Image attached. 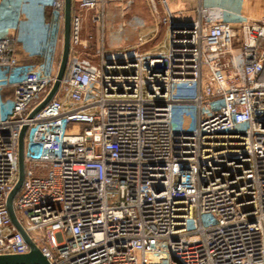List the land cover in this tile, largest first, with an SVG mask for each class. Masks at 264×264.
I'll return each mask as SVG.
<instances>
[{
	"label": "built area",
	"instance_id": "1",
	"mask_svg": "<svg viewBox=\"0 0 264 264\" xmlns=\"http://www.w3.org/2000/svg\"><path fill=\"white\" fill-rule=\"evenodd\" d=\"M144 1L167 28L162 48L139 50L150 33L129 16L135 0L76 1L65 75L32 119L58 66L20 70L14 37H0L12 85L8 105L0 82V256L29 251L6 208L26 125L12 207L48 264H264V7L229 23L201 0H181L189 17ZM42 5L63 28V0ZM112 9L138 41L109 52Z\"/></svg>",
	"mask_w": 264,
	"mask_h": 264
},
{
	"label": "rangeland",
	"instance_id": "2",
	"mask_svg": "<svg viewBox=\"0 0 264 264\" xmlns=\"http://www.w3.org/2000/svg\"><path fill=\"white\" fill-rule=\"evenodd\" d=\"M38 1L0 0V37H14L20 58V70L32 63H42L46 67H53V69L59 65L63 40L62 22L56 14L43 8V0L40 1V4ZM211 2L210 5L219 6L226 11L225 21L229 23H235L237 17L242 15L257 18L264 6V0H212ZM157 6L159 8L158 4ZM138 15L144 20L145 29L151 27L147 9L140 7ZM85 17L84 14V37L91 35V43H94L98 37V31L89 24L88 16ZM154 28L152 29L153 37L149 43L139 47L140 51L164 47L167 28L163 25H158L156 31ZM131 35L135 37V34ZM17 74L20 72L18 71ZM17 74L12 83L19 78ZM0 82L5 85L1 94L2 100L9 105L12 98V85L1 73Z\"/></svg>",
	"mask_w": 264,
	"mask_h": 264
},
{
	"label": "water",
	"instance_id": "3",
	"mask_svg": "<svg viewBox=\"0 0 264 264\" xmlns=\"http://www.w3.org/2000/svg\"><path fill=\"white\" fill-rule=\"evenodd\" d=\"M63 40H62V50L58 65V70L56 73V79L51 89L44 97V99L28 114L27 118L32 119L43 107L52 99L56 94L59 83L65 75L69 53H70V25H71V12H72V0H63ZM174 28V25L172 26ZM27 134V126H23L18 139L17 148V158H18V179L15 183L13 189L7 196L6 208L11 220V223L15 226L17 231L21 234L24 241L29 247V251L22 255H2L0 256V264H48L45 257L40 253L36 246L30 241L29 237L24 232L21 225L18 223L16 216L13 211L12 202L19 192L22 183L24 181V143Z\"/></svg>",
	"mask_w": 264,
	"mask_h": 264
},
{
	"label": "crops",
	"instance_id": "4",
	"mask_svg": "<svg viewBox=\"0 0 264 264\" xmlns=\"http://www.w3.org/2000/svg\"><path fill=\"white\" fill-rule=\"evenodd\" d=\"M40 1L41 0L38 1V4H40ZM76 1L77 0H72V7L76 3ZM166 1L168 3V6L171 8L172 11L186 10L188 12L187 17L192 15V12H191L192 4L191 3H185L181 0H166ZM211 1L212 0H201V3L203 5H208V4L210 5L212 3ZM140 7L147 9V11L150 15L149 18H150V23H151L152 28L151 27L147 28L146 30H148V31L145 32V35L150 33L147 35V38H149L147 43H149V41L153 37V35L151 33V31H152L151 29H153V27L155 25V21L152 17L151 9L147 5V3L144 0H135V4L132 8L133 10H131L129 16L135 17L137 19V21H142L145 24L144 20H142L140 18V16L138 15V10ZM43 8L48 9L44 6H43ZM89 24H91L92 27H95L92 23L89 22ZM107 25H108V34H106L107 37H106L105 43H104L105 49L107 51H109V52L117 51V50L125 48L126 46H131V45L137 43V41H138L137 32L135 30H131V29H123L121 27L120 20H119L118 16L116 15V11L113 9L111 10L109 19H107ZM127 32H129V33L127 34ZM132 33L135 34V37L131 35ZM91 46L93 47L94 45H91ZM150 49H153V48H150ZM54 139H55V135L53 133L42 137L39 140L38 145L36 146L37 151L40 152L39 154H43L41 152L50 151L52 149Z\"/></svg>",
	"mask_w": 264,
	"mask_h": 264
}]
</instances>
